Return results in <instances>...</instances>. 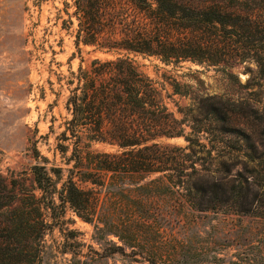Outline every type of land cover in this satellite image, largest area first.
Wrapping results in <instances>:
<instances>
[{
  "label": "rangeland",
  "instance_id": "374dc122",
  "mask_svg": "<svg viewBox=\"0 0 264 264\" xmlns=\"http://www.w3.org/2000/svg\"><path fill=\"white\" fill-rule=\"evenodd\" d=\"M248 6L264 18V0H252ZM73 10V0H0V175L9 186L22 185L36 195L40 193L32 165L62 167L58 187L71 166L69 151L62 154L56 148V136L69 117L71 72L92 59L117 55L93 45L76 46L75 24L63 25ZM127 56L164 88L168 110L177 118L196 114L197 125L213 127L212 108L225 104L231 129L221 134L214 127L196 134L201 142L229 151L230 169L224 178L218 175L216 158L213 177L198 180L214 184L220 196L213 208H191L180 194L163 196L158 189L146 208H138L139 198L129 200L134 208H118L128 200L96 186L99 203L90 208V221L68 204L56 209L60 216L40 241L41 264H264V78L256 63L233 64L229 77L222 65L166 63L140 53ZM173 81L186 85L187 93L173 94ZM184 128L191 133L188 125ZM159 141L187 145L183 136ZM35 148L48 161L36 159ZM93 148L115 149L102 143ZM158 176L161 173H152L140 182ZM237 194L241 196L236 200Z\"/></svg>",
  "mask_w": 264,
  "mask_h": 264
},
{
  "label": "trees",
  "instance_id": "16d2710c",
  "mask_svg": "<svg viewBox=\"0 0 264 264\" xmlns=\"http://www.w3.org/2000/svg\"><path fill=\"white\" fill-rule=\"evenodd\" d=\"M251 2L73 0L74 10L63 25L75 24L76 46L93 45L117 55L92 59L71 72L69 117L56 136V148L62 154L69 151L71 166L60 186L63 168H47L40 162L31 167L40 195L22 185L9 186L0 175V264H41L40 241L60 216L56 209L68 204L90 221V208H98L99 203L96 186L128 200L118 208H134L129 200L138 198V208H146L158 189L163 196L180 194L191 208L214 207L218 190L198 180L213 177L211 164L216 158L218 175L224 178L230 169L229 151L201 142L196 134L214 127L221 134L231 129L225 104L212 108L213 127L197 125L196 114L175 117L166 105L164 88L140 72L127 54L152 55L166 63L192 60L222 65L229 77L233 64L252 60L264 78V18L248 6ZM171 88L173 94L187 93L186 85L177 81ZM178 111L183 113L180 107ZM185 125L190 134L185 133ZM178 136L186 140L185 147L159 141ZM95 143L115 149L101 151L93 148ZM34 156L48 161L36 148ZM157 172L161 176L140 182Z\"/></svg>",
  "mask_w": 264,
  "mask_h": 264
}]
</instances>
